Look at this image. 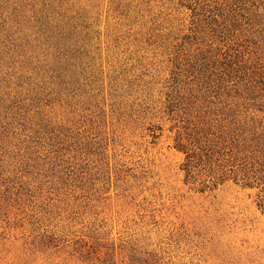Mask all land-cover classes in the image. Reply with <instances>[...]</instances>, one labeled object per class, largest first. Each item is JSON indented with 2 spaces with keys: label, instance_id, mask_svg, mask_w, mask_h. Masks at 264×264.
<instances>
[{
  "label": "rangeland",
  "instance_id": "1",
  "mask_svg": "<svg viewBox=\"0 0 264 264\" xmlns=\"http://www.w3.org/2000/svg\"><path fill=\"white\" fill-rule=\"evenodd\" d=\"M188 5L0 0V264H264L257 191L174 148Z\"/></svg>",
  "mask_w": 264,
  "mask_h": 264
},
{
  "label": "trees",
  "instance_id": "2",
  "mask_svg": "<svg viewBox=\"0 0 264 264\" xmlns=\"http://www.w3.org/2000/svg\"><path fill=\"white\" fill-rule=\"evenodd\" d=\"M184 2L193 37L171 53L165 102L174 148L194 181L255 189L264 209V0ZM204 27L217 34L205 45Z\"/></svg>",
  "mask_w": 264,
  "mask_h": 264
}]
</instances>
